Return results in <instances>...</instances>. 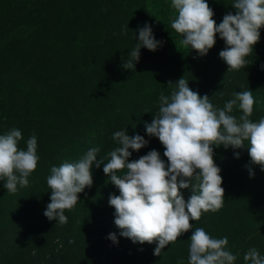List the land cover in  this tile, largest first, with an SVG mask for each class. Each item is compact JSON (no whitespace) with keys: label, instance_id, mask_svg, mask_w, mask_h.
Segmentation results:
<instances>
[{"label":"rangeland","instance_id":"374dc122","mask_svg":"<svg viewBox=\"0 0 264 264\" xmlns=\"http://www.w3.org/2000/svg\"><path fill=\"white\" fill-rule=\"evenodd\" d=\"M205 2L217 26L228 12L236 14L234 0ZM177 15L171 0H0V135L20 130L18 147L26 150L35 134L39 157L28 186L9 193L0 180V264H188L190 237L201 227L212 238L227 237L234 264H246L243 256L251 248L264 256V171L251 162L248 141L240 149L211 146L224 204L190 220L192 228L160 256L153 254L157 241L139 244L119 235L108 201L120 192L103 163L92 168V186L65 210L66 224L43 214L51 202V167L77 161L93 147L100 149L97 159L107 163L108 153L120 146L112 138L116 131L126 128L129 136L148 141L139 151L129 149V162L155 149L167 170L166 149L146 134L145 123L158 113L160 94H171L169 81L183 77L220 109L234 93L251 90L255 103L249 119L264 118V27L245 57L247 65L229 70L219 57L226 46L219 33L199 56L171 28ZM145 23L162 44L155 51L142 47L135 71L124 69L138 42L137 29ZM242 114L234 106L232 115ZM180 193L187 202L191 186ZM110 233L116 243L108 239Z\"/></svg>","mask_w":264,"mask_h":264},{"label":"clouds","instance_id":"9594fccd","mask_svg":"<svg viewBox=\"0 0 264 264\" xmlns=\"http://www.w3.org/2000/svg\"><path fill=\"white\" fill-rule=\"evenodd\" d=\"M171 6L178 13L171 28L181 34L182 45L204 56L219 33L226 45L219 57L229 70L247 65L245 57L253 52L260 38L259 29L264 27V0H234L231 6L236 14L228 12L218 26L205 0H171ZM127 29L126 25L125 33ZM137 31L138 42L123 64L124 69L132 71L142 47L155 51L162 44L147 23ZM168 86L171 94H160L158 113L150 124L145 123L146 134L158 138L166 149L163 156L167 158V170L155 149L129 162V149L139 151L148 141L138 134L129 136L126 128L116 131L112 138L120 146L108 153L107 163L97 159L100 149L93 147L77 161L51 167L47 178L51 202L43 213L45 217L66 224L65 210L78 203V193L92 186V168L103 163V172L120 192L119 196L110 195L108 201L115 209L114 224L121 230L119 235L139 244L157 241L153 254L160 256L166 245L192 228L190 220H199L202 212H216L224 204L221 169L214 163L211 146L240 149L248 141L251 162L264 171V118L258 122L249 119L255 103L251 90L234 93V98L220 109L207 95L201 97L191 90L183 77L175 83L169 81ZM237 105L243 113L238 119L232 115ZM21 138L16 128L0 135V180H5L9 193H16L18 186H28V177L39 160L35 134L27 140L26 150L18 147ZM248 171L251 177L252 169ZM193 179L199 183L194 185ZM190 186L192 194L185 202L180 190ZM108 239L117 242L115 233H110ZM227 245V237L212 238L204 228H195L190 237L188 264H234L237 257L227 250ZM243 259L246 264H264V256L256 248L249 249Z\"/></svg>","mask_w":264,"mask_h":264}]
</instances>
